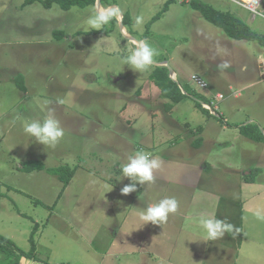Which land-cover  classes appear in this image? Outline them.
I'll list each match as a JSON object with an SVG mask.
<instances>
[{"label": "rangeland", "instance_id": "1", "mask_svg": "<svg viewBox=\"0 0 264 264\" xmlns=\"http://www.w3.org/2000/svg\"><path fill=\"white\" fill-rule=\"evenodd\" d=\"M192 1L101 0L99 8L81 0L67 8L0 0V235L21 251L31 250L35 232L44 264H264V142L242 132L264 135V46L231 39ZM195 1L264 37V0L255 11L242 0ZM107 6L109 23L90 28L88 18ZM141 41L156 55L135 71L126 57ZM162 67L176 73L186 95L179 104L151 78ZM194 74L207 89L193 84ZM49 111L65 134L44 146L24 127ZM141 151L159 158L160 183L122 195L132 181L121 167ZM33 160L77 169L60 199L56 175L23 170ZM169 197L177 211L144 225L137 211ZM201 216L240 233L208 240Z\"/></svg>", "mask_w": 264, "mask_h": 264}, {"label": "clouds", "instance_id": "2", "mask_svg": "<svg viewBox=\"0 0 264 264\" xmlns=\"http://www.w3.org/2000/svg\"><path fill=\"white\" fill-rule=\"evenodd\" d=\"M114 13L109 10L104 13H97L90 16L87 24L90 28L99 30L103 25L109 23ZM139 22V21H138ZM155 50L147 41H141L138 46L126 57L127 65L135 70L141 71L154 63ZM221 68L229 65L224 63ZM62 103V101H60ZM24 131L36 142L50 146L55 145L64 136V129L55 114L49 111L48 115L41 121L39 119L27 122ZM161 167L159 158H150L145 152H137L128 157L127 162L122 165V176L129 178L132 182L121 189L122 195H128L137 191V184L145 185L154 181V171ZM178 201L174 197L161 199L159 202L143 208L139 219L145 224L159 225L168 219L169 214L175 213L178 208ZM200 226L206 233V239L217 240L223 238L226 233L238 235L240 229L226 220L215 217L201 216L198 220Z\"/></svg>", "mask_w": 264, "mask_h": 264}, {"label": "trees", "instance_id": "3", "mask_svg": "<svg viewBox=\"0 0 264 264\" xmlns=\"http://www.w3.org/2000/svg\"><path fill=\"white\" fill-rule=\"evenodd\" d=\"M55 1H57L60 4L62 3L64 5H68L67 8H70L71 7L70 5H72V3H76L78 5H80L81 3V0H55ZM86 1L87 2L81 7L86 6L88 4H93L95 6L97 2V0H86ZM172 1L173 0H169V3H171ZM191 6L194 10L200 12L201 15L206 20L222 28L231 39L257 41L258 43H260V45L264 46V37L252 31L251 28L246 23H244L240 18H238L234 14L230 12L219 11L213 6L204 3L202 1L193 0L191 2ZM109 7L110 6H107L106 9H108ZM165 10H167V7ZM114 21L117 22L116 19H114ZM158 69L153 73L151 78L159 87L161 91V96L170 99L174 104H179L186 97V95L182 93L178 83H176L170 77V73L168 72L169 70L166 67H162ZM201 108L207 111V109H205L203 106ZM242 132L246 137L256 142H264L263 134L260 135L254 134V132H252L250 128H246V126L242 128ZM22 167L23 170L28 173H31L33 171L46 170L49 174L56 175L63 183V188L59 195V199L62 197L63 193L65 192L66 188L70 184L71 180L73 179L77 171L76 168H70L68 166H62L55 169H51V168L47 169L44 163L34 160L25 162ZM35 236H36L35 232H33L30 238L31 250L29 252H23L10 239H7L6 237L0 235V253L6 254V260L0 261V264H20L21 259L23 257L34 262L36 261L38 263H43L37 257L36 254L37 244H36Z\"/></svg>", "mask_w": 264, "mask_h": 264}, {"label": "built area", "instance_id": "4", "mask_svg": "<svg viewBox=\"0 0 264 264\" xmlns=\"http://www.w3.org/2000/svg\"><path fill=\"white\" fill-rule=\"evenodd\" d=\"M261 1L262 0H258V2L257 1L249 2V1H246V0H242L241 5L243 7H245V8H247V9H249V10H254L255 11L259 7ZM192 82L198 89H207L208 86H209L208 82L206 81V79L203 78L201 75H198V74H194L192 76ZM216 98L222 100V99H224V96L222 94H218L216 96ZM206 105H207L206 108L211 110L210 105H208V104H206ZM215 109L216 110L218 109L217 105H216ZM212 113L215 114V111L212 110Z\"/></svg>", "mask_w": 264, "mask_h": 264}, {"label": "crops", "instance_id": "5", "mask_svg": "<svg viewBox=\"0 0 264 264\" xmlns=\"http://www.w3.org/2000/svg\"><path fill=\"white\" fill-rule=\"evenodd\" d=\"M246 1H249V2H252V1H257L258 2V0H246ZM102 8V7H101ZM109 9V8H108ZM244 22V21H243ZM245 23V22H244ZM247 24V23H246ZM248 25V24H247ZM249 26V25H248ZM174 76H176V73L174 72ZM173 76V77H174ZM155 178V177H154ZM156 180H154L153 182H150V183H148L149 185H150V187H149V189L150 190H155V189H157V184L158 183H160L159 181H160V179L161 178H159V177H156L155 178ZM152 204H155V202H153V201H151L148 205H152ZM137 213L139 214L140 212L139 211H137ZM152 225V224H151ZM261 225V224H260ZM261 228L263 229V226L261 225ZM152 239L154 240L153 242H152V250L155 248V245H156V241H155V235H153V237H152ZM31 261V260H30ZM32 263L31 264H36L34 261H31Z\"/></svg>", "mask_w": 264, "mask_h": 264}, {"label": "water", "instance_id": "6", "mask_svg": "<svg viewBox=\"0 0 264 264\" xmlns=\"http://www.w3.org/2000/svg\"><path fill=\"white\" fill-rule=\"evenodd\" d=\"M97 7H101V0H98V2H97ZM112 9L113 8H109L108 9V11L109 10H111L112 11ZM102 13V12H101ZM166 66H168L167 64H166ZM173 75H174V71L173 70H170V77L175 81L176 79L173 77ZM31 264L32 262L30 261V260H28L27 258H25V257H23L22 259H21V262H20V264Z\"/></svg>", "mask_w": 264, "mask_h": 264}]
</instances>
